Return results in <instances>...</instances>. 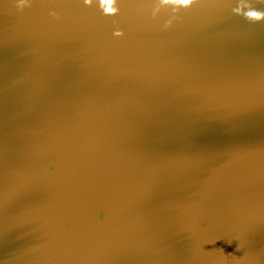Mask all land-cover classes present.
I'll return each mask as SVG.
<instances>
[{
  "label": "water",
  "instance_id": "obj_1",
  "mask_svg": "<svg viewBox=\"0 0 264 264\" xmlns=\"http://www.w3.org/2000/svg\"><path fill=\"white\" fill-rule=\"evenodd\" d=\"M0 264H264V0H0Z\"/></svg>",
  "mask_w": 264,
  "mask_h": 264
},
{
  "label": "clouds",
  "instance_id": "obj_2",
  "mask_svg": "<svg viewBox=\"0 0 264 264\" xmlns=\"http://www.w3.org/2000/svg\"><path fill=\"white\" fill-rule=\"evenodd\" d=\"M23 2H25V0H22V3ZM165 2H176V0H165ZM179 2L185 6H188L193 2V0H179Z\"/></svg>",
  "mask_w": 264,
  "mask_h": 264
}]
</instances>
